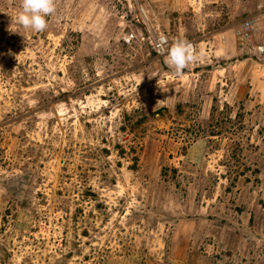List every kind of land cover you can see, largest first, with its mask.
I'll return each mask as SVG.
<instances>
[{
	"label": "rangeland",
	"instance_id": "1",
	"mask_svg": "<svg viewBox=\"0 0 264 264\" xmlns=\"http://www.w3.org/2000/svg\"><path fill=\"white\" fill-rule=\"evenodd\" d=\"M20 6L0 0V264H264V0H55L43 32Z\"/></svg>",
	"mask_w": 264,
	"mask_h": 264
},
{
	"label": "clouds",
	"instance_id": "2",
	"mask_svg": "<svg viewBox=\"0 0 264 264\" xmlns=\"http://www.w3.org/2000/svg\"><path fill=\"white\" fill-rule=\"evenodd\" d=\"M56 11L55 0H21L16 23L26 29L43 32L47 27V17ZM194 52L187 40H177L168 50L166 63L177 74L183 72L193 60Z\"/></svg>",
	"mask_w": 264,
	"mask_h": 264
}]
</instances>
